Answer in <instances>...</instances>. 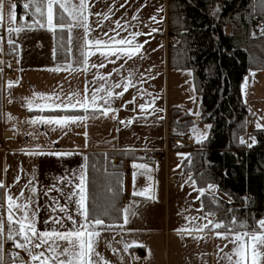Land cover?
I'll return each instance as SVG.
<instances>
[{"label": "crops", "instance_id": "crops-1", "mask_svg": "<svg viewBox=\"0 0 264 264\" xmlns=\"http://www.w3.org/2000/svg\"><path fill=\"white\" fill-rule=\"evenodd\" d=\"M11 5L15 7L11 8ZM16 5L17 2L13 0H5L4 19L0 22V40H2L0 43L2 75L0 182L5 184L14 197L23 192L25 202L32 195L29 189L32 186L36 187L37 192L33 197L35 203L31 207L38 211L37 228L47 230L49 227L57 226L46 224L45 220H50L56 215H64L52 210L54 204L51 198H57L61 205L66 203L59 192L52 191L45 195V190L51 186L54 178L68 176L71 185H76L78 180L73 173L78 176L81 168L85 170V158L90 153L133 152L148 155L156 152L160 155L158 162L150 159V161L124 163L125 196L122 220L113 224L115 226L110 230H100L96 251L103 256L107 264H218V256L223 255L222 252L218 253V248L229 252L233 247L231 244L224 248L227 241L212 234H208L205 239H194L193 236L203 234L192 232L189 235L187 231L178 233L177 229L181 227L169 226L170 190L176 195L185 188L193 190V187L182 177L179 166L180 154L172 151H168L165 155L162 153L167 146L169 136L168 101L164 100L160 105L153 106L155 96L164 85L162 79L166 83L168 78L167 0H89L87 15L88 24L92 29L90 39L108 41L109 36H115L118 40L122 37L131 38L132 33H140L133 43L142 44L143 47L139 53H133L132 59L126 57L117 59L111 54L105 59L101 53H110L111 50L92 46L88 49L92 55L89 57L87 71L81 70L83 65L79 63L82 60L79 50L80 45L83 44L82 28H73L71 34L67 30L68 58L65 62H58L55 57L56 31L40 27L35 23L38 17L28 14H22L18 22ZM10 11L15 13V20H8ZM152 17L156 19L152 20ZM117 22L124 28L117 29ZM17 27L21 28L19 33L15 31L9 33V28ZM154 29L156 31H153ZM149 32L152 34L145 35ZM104 33L109 35L105 36ZM226 34L231 33L227 31ZM9 39L18 50L17 57L11 60L6 56ZM113 47L118 49L128 46ZM109 60L115 63H110ZM69 63L76 69L75 71L65 70ZM101 63L105 66H92ZM57 68L60 71H52ZM6 69L14 72L13 81H4L3 72ZM129 74L134 86H129L128 90L124 91L123 86L127 83L125 78L129 77ZM99 76L107 77V83L97 79ZM244 79L248 82V77L245 76ZM9 82L13 85L11 88L8 87ZM117 83L121 87H109ZM97 88L105 89L98 93L97 100V105L104 109L109 105L99 97H104L109 90L113 93L110 98L112 110L106 116L101 115L99 111L91 110L88 113H84L81 109L64 111L45 108L41 111L35 105L31 110L28 107V101L37 93L46 96L55 93L66 101L74 91H78L81 96L90 97L91 92ZM121 92L123 95H118ZM130 101L133 102L129 103ZM44 103L46 102L39 99L35 101L36 105ZM140 105H146L147 110L141 111ZM172 107L183 109L179 104H174ZM184 110L187 111L185 108ZM65 115H88L89 118L63 128L55 124L28 123L37 118H59ZM247 130L252 129L247 126ZM9 131L15 132L13 138L6 137ZM241 140L247 147L256 144L249 133L240 136L239 141ZM173 156L177 159L175 166L171 161ZM116 162L117 160L113 159V163ZM133 164L146 165L147 169H152L153 176H149L148 172L146 175L141 174L145 173L146 169H134ZM133 170L136 173L135 178ZM57 186L65 192L75 191L74 187L67 184L58 183ZM146 188L149 189L146 196L133 195L134 190L140 192ZM214 189L215 191L207 189V192L215 195L217 189L216 187ZM194 192L196 200L198 193ZM67 207L68 211L75 215L77 211L75 203L68 204ZM124 209L129 211L125 213ZM202 213L205 214L203 211ZM125 215H127V223L124 222ZM67 226L66 221L65 227ZM4 227L5 230L8 227L6 220ZM125 244L129 245L127 250H124ZM64 246L66 245L62 244V248ZM113 249L116 250L115 253ZM134 249H142L143 254L140 256ZM44 250V248L34 249V251ZM12 252H19L25 261L29 259L19 249L13 247ZM219 264H224V261L220 260Z\"/></svg>", "mask_w": 264, "mask_h": 264}, {"label": "trees", "instance_id": "trees-1", "mask_svg": "<svg viewBox=\"0 0 264 264\" xmlns=\"http://www.w3.org/2000/svg\"><path fill=\"white\" fill-rule=\"evenodd\" d=\"M26 3L29 0L17 2L18 22L22 14L39 18L35 5L25 8ZM214 6H220L224 18L210 14ZM167 7L168 68L191 70L200 97L199 119L211 126L201 143L177 146L173 137L189 136L198 119L180 107H170L168 148L184 156L179 166L185 182L192 177L198 188L205 189L201 198L204 213L214 211L216 219L225 222L235 216L251 225L264 218V130L248 132L256 141L253 147L239 141L247 133L239 88L248 71L264 70V0H235L233 5L228 0H168ZM226 25H230L231 34L220 38L219 29ZM55 31V57L65 62L69 53L67 29ZM193 45L197 47L195 56L201 58L195 67L190 54ZM227 52L235 53L236 59L228 57ZM17 53L14 44L6 46L8 60L16 58ZM1 94L0 72V111ZM113 159L117 160L115 164ZM144 160L150 161L149 154L87 155L88 202L95 214H103L105 223L122 220L124 163ZM208 185L216 187L217 194H209ZM12 248L11 242L4 244L5 253H12ZM134 251L143 254L142 249Z\"/></svg>", "mask_w": 264, "mask_h": 264}, {"label": "snow or ice", "instance_id": "snow-or-ice-1", "mask_svg": "<svg viewBox=\"0 0 264 264\" xmlns=\"http://www.w3.org/2000/svg\"><path fill=\"white\" fill-rule=\"evenodd\" d=\"M4 5L5 0H0V22L4 19ZM30 5H35V12L38 13L39 18L36 19L35 23L40 27H47L49 31H55L57 28L68 30L71 34L73 28H82L84 35L81 37L83 44L80 45V55L82 60L79 61L83 65L81 70L87 71L89 65V57L92 55L88 49L92 46L97 48L103 47L105 49H110V53L102 52L101 55L108 58V55H115L117 59L126 57L127 59H132L133 53H139L142 44L133 43L140 33L130 34L131 38H120L116 39L115 36H109L108 41H103L98 38L90 39V32L92 29L88 24L89 12V0H78V2H73V0H29V3L24 5L28 8ZM14 8L15 5H11ZM46 9V11H45ZM65 13L67 15H65ZM155 20V17L151 18ZM8 20H15V13H8ZM55 21V22H54ZM116 28H124L123 25L116 23ZM116 29H113L115 31ZM126 30V29H125ZM9 33L12 31L19 33L21 28L17 27L15 29L9 28ZM153 31H156L155 29ZM152 33H146L145 35H151ZM108 36V33H104ZM119 36V32H117ZM71 35L69 37V42L71 43ZM9 44L11 45L13 41L9 39ZM2 43V40H0ZM114 45H120L128 47L114 48ZM110 63H115L113 60H109ZM93 67H104L105 65L101 63L100 65H92ZM67 71H75L76 69L72 67L69 63L66 66ZM52 71H60L59 68L52 69ZM99 80L105 81L107 83V77L99 76ZM127 83L124 84V91L128 90L129 86H134L132 84L131 74L129 77L125 78ZM13 85L9 82L8 87L11 88ZM110 88H119L121 85L119 83L114 85H109ZM105 91L104 88H97L95 91L91 92V96L83 95L78 91H74L72 95L65 101L62 100L58 94H52L51 96H46L41 93L34 94L32 100L28 101L29 110L35 105L39 110L43 111L45 108L48 109H61L67 111L69 109L76 110L81 109L84 113H88L90 110L92 112L99 111L101 115L106 116L109 111H111L110 98L113 96L112 91H107L104 97H99L104 100L105 104H108L107 109L101 108L97 105L98 93ZM88 92V89H85ZM118 95H123V92L118 93ZM43 100L46 103L36 105L35 101ZM51 101V103H47ZM60 101V103H56ZM130 101L129 103H132ZM141 111H146V105H140ZM198 115V114H197ZM89 118L88 115H65L59 118H37L28 123L36 124L38 122L44 124H55L61 128L69 125L75 124L81 121H85ZM11 119V117H9ZM124 123V121H121ZM131 123V121H129ZM259 128L260 125L258 124ZM197 130L194 128L193 132ZM204 137L203 134H198L197 142H200ZM241 143H244L241 140ZM37 154H44L39 153ZM55 155H60L52 153ZM86 159V158H85ZM134 169H146L145 173L150 172L147 166L144 164H133ZM73 176L78 180L76 185H71V180L68 176H62L54 178L51 186L45 190V195H48L52 191L59 192L61 196L65 198L66 203L61 205L59 200L52 197L54 212L63 213L64 215H56L50 220H45L44 223L49 225H56L57 227H49L47 230H41L37 228L38 211L33 209L31 205L35 203L33 197H35L37 189L32 186L29 191L31 196L27 198L25 202L24 193L21 192L19 196L14 197L10 194L9 190L6 188L3 182H0V264H107L103 256L96 251L98 246L99 237L101 235V229L110 230L115 225L105 224L102 215H97L91 209L88 202V179L87 174L83 168H81L78 176L73 173ZM135 178L136 173H133ZM150 179V177H149ZM188 181L193 187V190L198 193L197 199H201L205 196V189L198 188L196 186V181L194 178L189 177ZM67 184L75 188V191L65 192L62 188L58 187L57 184ZM209 190L215 191L213 185L207 186ZM149 189H144L143 191L136 192L133 191V195L146 196ZM78 199H74L77 198ZM151 199L152 197H148ZM75 203L77 211L75 215L68 211V204ZM6 205V207H5ZM129 209H124L127 213ZM196 211H204L203 208L196 209ZM134 214V213H133ZM191 221L200 220L203 221L202 224L195 225L192 229H187L182 227L177 229L178 233L188 232L191 235L192 232L202 233L203 235L193 236L194 239H205L208 234H212L219 239L227 241L224 248L231 244L233 247L229 252H224L223 248H218V253H223L222 256H218L219 261H224V264H264V218L255 221L253 224L249 225L246 221L232 216L227 222L223 220L216 219V213L214 211H207L203 216L186 218ZM5 220L7 221V231H5ZM68 222V226L65 227V222ZM124 222L127 223V215L124 217ZM220 230V231H217ZM6 242H11L15 249L23 251L29 259L25 261L23 257L19 255V252L5 253L4 244ZM62 244L66 245L62 248ZM111 247L110 245H108ZM142 247V246H141ZM44 248V251H34V249L39 250ZM129 248L128 244L124 245V250ZM62 249V250H61ZM115 253V249L112 250Z\"/></svg>", "mask_w": 264, "mask_h": 264}, {"label": "rangeland", "instance_id": "rangeland-1", "mask_svg": "<svg viewBox=\"0 0 264 264\" xmlns=\"http://www.w3.org/2000/svg\"><path fill=\"white\" fill-rule=\"evenodd\" d=\"M231 1V5L235 0ZM168 6V0H167ZM168 8V7H167ZM222 9V8H221ZM219 13H217L218 11ZM224 11V10H223ZM209 12L212 16H215L217 19L224 18L222 10H220V6H214L209 9ZM222 12V13H221ZM229 12V10H228ZM228 14V13H227ZM218 15V16H217ZM219 28V26H218ZM231 33L230 25H226L223 28L219 29L220 38L223 35H227L226 32ZM168 37V36H167ZM197 47L195 45L192 46L190 50L192 65H198L200 62L199 57L195 56V50ZM26 52V51H25ZM228 53V52H227ZM228 57L235 58L237 55L235 53L229 52L227 54ZM221 57V56H220ZM212 63V62H211ZM210 63V64H211ZM209 64V63H208ZM168 78L166 79V83L163 82L164 85L160 88L158 94L155 96V100H153V106L160 105L164 102V100L168 101V106L172 107L174 104H179V106L185 108L188 113L197 118L196 125L194 128L197 130L195 133L191 132L189 135L190 140L193 144L201 143L205 140L209 133L211 126L207 122H203L199 119L201 115V106H200V97L198 93L195 91L192 81V72L191 70L184 71H175L168 68ZM248 77V82L244 79L240 85L239 92L241 97V102L246 110V127H250L253 129L264 130V70H251L245 75ZM244 76V77H245ZM198 114V115H197ZM260 125L258 128L257 125ZM251 130H247V133ZM198 134H203L205 138H203L200 142H197ZM167 137V146L162 152L165 155L170 149L168 148V139ZM176 145V144H175ZM171 152V151H170ZM180 154V153H179ZM181 159L184 157L182 154L179 156ZM174 160V162H173ZM172 164L176 165L177 159L176 156H173L171 159ZM172 166V165H171ZM148 172L149 176H153V171ZM134 172V170L132 171ZM185 193V194H184ZM170 203H169V226L172 227H194L197 224H202V221L196 220L191 221L186 218L191 217H200L203 216L202 211H196V209H201L200 204L201 200L196 198L195 200V192L191 188H185L181 190L179 194H174L172 190H170L169 195ZM200 203H198V201ZM24 254L23 251H21Z\"/></svg>", "mask_w": 264, "mask_h": 264}, {"label": "built area", "instance_id": "built-area-1", "mask_svg": "<svg viewBox=\"0 0 264 264\" xmlns=\"http://www.w3.org/2000/svg\"><path fill=\"white\" fill-rule=\"evenodd\" d=\"M13 1L19 2L20 0H13ZM3 78H4V81H13L15 79V74L12 70L6 69L3 72ZM14 136H15L14 131H9L6 134V137H8V138H13ZM173 142L177 146L191 147L193 145L189 136L173 137ZM164 152H166V151H164ZM149 157L151 160H153L155 162H158L160 160V155L156 152H152L151 154H149Z\"/></svg>", "mask_w": 264, "mask_h": 264}]
</instances>
